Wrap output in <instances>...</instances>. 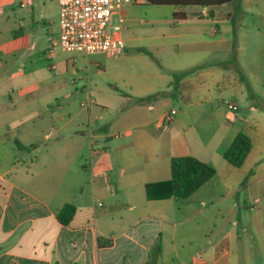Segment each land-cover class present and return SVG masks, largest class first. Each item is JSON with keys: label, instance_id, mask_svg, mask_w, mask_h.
Wrapping results in <instances>:
<instances>
[{"label": "crops", "instance_id": "0c3cea01", "mask_svg": "<svg viewBox=\"0 0 264 264\" xmlns=\"http://www.w3.org/2000/svg\"><path fill=\"white\" fill-rule=\"evenodd\" d=\"M251 2L262 20L253 27L240 22L236 31L248 92L232 65L220 63L233 45L231 3H124L115 16L131 4L146 7L147 17H123L124 57L108 64L101 53L57 49L47 56L59 37L58 0H0V264H236L245 258L241 207L254 206L241 193H257V215L246 222L264 238V77L258 72L264 0H240V6ZM128 28L129 37L122 36ZM249 35L257 44L248 45ZM144 48L163 57L133 56ZM44 59L50 69L62 68L43 72ZM153 93L159 95L139 100ZM240 131L251 148L235 167L223 153ZM177 156L196 157L215 174L186 199H148L146 185L170 179ZM66 203L76 210L63 225L56 214Z\"/></svg>", "mask_w": 264, "mask_h": 264}, {"label": "trees", "instance_id": "16d2710c", "mask_svg": "<svg viewBox=\"0 0 264 264\" xmlns=\"http://www.w3.org/2000/svg\"><path fill=\"white\" fill-rule=\"evenodd\" d=\"M147 4L152 5H175V6H200V7H216L226 3H234L235 17L232 21V39L233 45L230 57L223 62L224 65H232L237 72L240 81L246 84V88L250 90L248 80L237 62L236 58V31L237 21L240 14V0H146ZM185 72L175 73L173 77L179 78ZM159 93H153L139 100H147L157 97ZM19 147H23L18 143ZM251 148V140L249 136L243 132H238L228 148L223 153V158L235 167H240ZM171 177L168 180L147 184L146 196L148 199H165L175 197L176 199H186L202 184L207 182L214 174L215 169L209 164L197 159L193 156H177L173 157L170 162ZM75 206L70 203L64 204L57 212V220L63 224H68L75 213ZM161 252L160 242L157 241L153 249V259L156 263Z\"/></svg>", "mask_w": 264, "mask_h": 264}, {"label": "built area", "instance_id": "2783aa9c", "mask_svg": "<svg viewBox=\"0 0 264 264\" xmlns=\"http://www.w3.org/2000/svg\"><path fill=\"white\" fill-rule=\"evenodd\" d=\"M132 0H58L59 37L47 50L49 58L57 49L66 52L77 51L85 55L101 53L117 57L125 51V42L121 37L124 18L118 14L124 3ZM54 67V65L52 66ZM225 106L235 111L237 105L225 101ZM176 110L166 115L171 120Z\"/></svg>", "mask_w": 264, "mask_h": 264}, {"label": "rangeland", "instance_id": "374dc122", "mask_svg": "<svg viewBox=\"0 0 264 264\" xmlns=\"http://www.w3.org/2000/svg\"><path fill=\"white\" fill-rule=\"evenodd\" d=\"M134 1V0H132ZM234 3H231V15L228 17L229 20V24L231 26L232 29V21L235 17V9H234ZM146 7H142V6H138V5H131V4H125L122 8V15L123 17L128 21L131 19H141V18H146L147 16L144 15V9ZM241 9L244 11V15L243 16H239V20L236 22L237 26L239 25V23L241 22V24H244L248 27H253L254 25H257V21H259L257 18V7H256V3L251 2L248 6H243L241 7ZM117 16H113V19L116 20ZM262 20V19H260ZM216 23V22H214ZM262 27L264 28V25H262ZM132 30V28H128L127 30H123L122 31V36H127L129 37L130 31ZM260 40L263 41L264 43V38H260ZM233 43V42H232ZM247 43L248 45L250 44H257V39L255 38L254 35H249L247 38ZM230 44V43H229ZM236 46H237V42H236ZM226 45H221L219 47V53L217 54L220 57H223L225 55H227L226 53L221 54V49L224 48L225 49ZM128 52L133 53V50L128 49ZM135 51V50H134ZM185 51V50H183ZM123 54V53H122ZM120 55L121 57H124V55ZM135 54V53H133ZM263 54H264V48H263ZM216 55V54H215ZM120 56L117 57H109L106 55H100L102 61H106L108 64L109 63H113L115 61H119L122 58ZM133 56H138V57H143V58H147L149 60H152L155 58H161L163 57V55L160 54V50L158 49H148V48H144V50H141V52H139V54L137 55H133ZM43 58V57H41ZM179 59H181L179 57ZM178 59V60H179ZM191 58H188V60H190ZM44 65V68L41 69V71L46 72V73H50V72H55V71H59L62 67L60 65L57 66L56 70L55 69H50L49 67V61L47 59H44V61H41ZM259 74L262 75L264 77V55H262L261 57V64H260V68L258 70ZM253 84L255 85V88H257V82H253ZM245 88H246V84L244 83ZM264 89V88H263ZM246 90L249 92V90L246 88ZM255 90V89H254ZM257 93V91H256ZM257 101V99H256ZM259 103V102H258ZM241 201H244L245 203L254 206V209L252 211H249L248 209H244L243 207H241V211L243 212L244 215V223L243 226L240 225V231L243 230V227H246V231H247V237H246V252L247 255L244 257H242L241 259L238 260V262L236 264H264V238L261 239V237H259V235L257 236V229L256 228H248L247 227V220L253 216V215H257V193H253L252 196L249 197V195L247 193H241ZM262 211V215L264 218V210ZM263 224H264V220H263ZM262 229L264 231V225L262 226ZM264 234V232H263ZM251 235L254 238H251Z\"/></svg>", "mask_w": 264, "mask_h": 264}]
</instances>
